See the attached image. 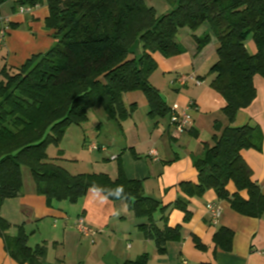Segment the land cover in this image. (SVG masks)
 <instances>
[{
  "label": "trees",
  "instance_id": "16d2710c",
  "mask_svg": "<svg viewBox=\"0 0 264 264\" xmlns=\"http://www.w3.org/2000/svg\"><path fill=\"white\" fill-rule=\"evenodd\" d=\"M6 1L0 0V8ZM165 1L172 10L158 15L145 0H16L15 9L47 6L46 26L56 31L55 43L46 53L21 68L0 66V233L17 263L48 264L46 247L30 248L24 233L7 235L11 225L1 216L5 201L23 191V168L29 169L37 193L49 204L54 200L76 202L91 189L111 199H132L130 207L143 221L139 227L161 255L170 242L182 239V228L170 227L167 217L158 224L155 214H164L166 208L146 197L142 182L128 179L121 165L116 180L105 174L72 175L50 158L47 149L57 145L70 126L86 124L90 111L98 106L116 122L130 117L136 106L126 108V93L142 92L150 116L171 117V108L150 82L158 68L152 54L170 58L183 53L177 36L186 27L195 33L209 24L218 40L210 87L223 97V112L230 125L213 146L206 147L203 157L194 160L198 182L182 183L181 190L187 198L213 190L234 212L250 218L264 216V193L242 157L245 150L261 151L263 135L249 124L232 125L238 112L256 98L254 78L264 79V0ZM194 38L198 52L211 40L210 35ZM249 39L257 47L254 55L246 47ZM138 47L140 55L135 51ZM188 203L189 199L179 198L173 206L184 211L187 220ZM233 239V231L222 227L214 243L231 252ZM193 241L197 249L206 250L198 237ZM124 264H150V255Z\"/></svg>",
  "mask_w": 264,
  "mask_h": 264
},
{
  "label": "crops",
  "instance_id": "0c3cea01",
  "mask_svg": "<svg viewBox=\"0 0 264 264\" xmlns=\"http://www.w3.org/2000/svg\"><path fill=\"white\" fill-rule=\"evenodd\" d=\"M15 2L8 0L0 8L1 17L11 26L0 51V66L21 68L34 56L51 49L56 31L46 26L49 17L47 6H39L31 14H24L19 8L15 9ZM181 30L178 35H181ZM198 31L189 35L200 38ZM177 41L183 47V53L170 58L160 53L152 54L158 64L153 75H159L162 81L155 83L152 75L150 82L160 91L169 108L175 105L189 108L190 123L186 131L177 133L169 115L164 118L150 116V107L142 92L126 93L123 96L126 108L136 106L132 115L120 122L109 118L105 112L104 119L97 115L98 124L94 127L96 141L83 140L82 147L91 155L95 151L88 150L90 143H97L106 151H98L93 158L89 156V161H83L77 155L71 160L75 163H71L74 169L63 168L72 175L105 174L116 180L121 165L128 179L142 182L146 197L157 200L166 208L164 214L159 211L155 214L158 224L162 225V217H167L170 227L182 228V239L170 242L167 252L161 255L155 243L146 239L139 227L143 221L131 209L132 199H111L104 192L91 189L76 202L54 200L49 204L44 195L37 193L34 180L26 181L25 178L21 195L6 200L1 210L2 218L11 225L7 235L17 237L24 233L30 248L45 246L48 264H124L145 253L150 255V264H264V216L250 218L234 212L230 203L219 200L213 190L193 198H187L181 190L182 183L198 182L194 160L203 157L206 147L215 144V138L230 122L223 112L226 104L223 97L210 87L214 76L210 73L202 77L200 74L205 66L211 64V70L217 62L219 44L216 43L214 51L194 65L208 45L198 52L197 46L194 51L188 49L182 39ZM246 47L250 54H256L253 39L248 40ZM188 74L199 78L201 85L190 82L186 86L176 83L167 87L168 90L164 87L178 76ZM254 85L257 92L254 102L238 112L232 125L242 127L249 124L259 128L263 135L261 151L245 150L242 157L252 169L253 180L264 193V79L256 76ZM106 129L109 132L106 133ZM65 156L62 150V154L52 159L62 161ZM114 156L117 157L115 160L112 159ZM84 162L106 168L89 171L79 167ZM229 188L234 191L232 184ZM179 198L189 199L188 220L184 211L173 207ZM209 204L222 210L217 223L210 218ZM78 217H84L99 232L95 243L76 230ZM222 227L234 233L231 252L218 249L214 243V236ZM194 236L206 246L205 251L196 248ZM0 264H19L7 252L1 233Z\"/></svg>",
  "mask_w": 264,
  "mask_h": 264
},
{
  "label": "rangeland",
  "instance_id": "374dc122",
  "mask_svg": "<svg viewBox=\"0 0 264 264\" xmlns=\"http://www.w3.org/2000/svg\"><path fill=\"white\" fill-rule=\"evenodd\" d=\"M145 2L148 6L154 7L156 9L158 15L167 14L168 12H170L172 10L171 6L165 0H145ZM181 32H182L181 35L177 36V40L182 39V41H184L185 46L188 49H192V50L194 49V51H195V46H197V49H198V44H197L196 40L190 36L191 34H194V32L189 30V28H187V27L182 29ZM189 33H190V35H189ZM197 34H198V36H200V38L205 37L206 35H210L211 40L208 44L207 49H205L204 52H202L203 54H201V56L195 61L194 65L198 62V60L200 58H203L205 56L207 57V55L210 51H212V50L214 51V49H215L214 47L216 46V43H218L217 38L211 32L209 24H204L199 29ZM135 51H136L137 55H140L142 53L141 47L136 48ZM210 65L211 64H208V66H205V68L201 69L200 74L202 75V77H206L207 75L210 74ZM152 80L155 83H157L158 81L159 82L162 81V78L159 75L154 74L152 77ZM175 84L176 83L171 82L170 85H166L164 87L165 88L172 87ZM167 90H168V88H167ZM97 115L99 116L100 119H101V117L104 116V111L100 106H98V107L94 108L92 111H90V115H89L90 120H89L88 124L83 125V126H77V125L70 126L67 129V131L65 132L61 141L57 145L48 146L47 150H48V155L50 156V158H56L59 154V150H63V151H65V155H66L65 160L56 161V163L58 165H61L62 167L74 169V168H72L74 166H71V163H73V161H71L72 157H75L78 155V157L80 156L83 161H89V156H92V158H93L96 154H98L97 153L98 151L95 150L94 155H91L86 151L87 149L82 147V143H83V140L85 138L87 140L89 139L88 141H90V142L96 141L95 135H94V133H95L94 127L98 124L97 123ZM139 116L142 117V115H139ZM145 117H146V114H145ZM104 118L105 117H103V119ZM105 132L107 133L109 131L106 129ZM92 162L94 163L95 161H92ZM73 164H75V163H73ZM79 167L82 169H89V171H102L99 169H101V168L105 169L106 168L104 165L103 166H97L96 164H92L91 162L80 163ZM72 171H74V170H72ZM23 175H24V178L26 181L32 180V176H31L29 169L23 168Z\"/></svg>",
  "mask_w": 264,
  "mask_h": 264
},
{
  "label": "built area",
  "instance_id": "2783aa9c",
  "mask_svg": "<svg viewBox=\"0 0 264 264\" xmlns=\"http://www.w3.org/2000/svg\"><path fill=\"white\" fill-rule=\"evenodd\" d=\"M34 9L27 8V7H21L20 12L24 14H31ZM11 28L9 26L8 21L0 16V51L3 49L5 40L10 33ZM190 82L195 83L196 85H201V80L197 78L194 74H188V75H181L178 76L174 83L179 84L180 86H186ZM189 108H180L178 105H175L171 109V117L170 122L172 127L175 129L177 133H184L190 123V116L188 113ZM88 150L92 151H106V148L103 146H99L97 143H90L88 144ZM117 157H112L113 160H115ZM208 211L210 213V218L213 223H217L222 215V210L219 206H216L214 204L208 205ZM75 228L78 231V233L86 238H89L92 243L96 242V237L99 234L97 230L92 228L84 217H78L75 222Z\"/></svg>",
  "mask_w": 264,
  "mask_h": 264
}]
</instances>
